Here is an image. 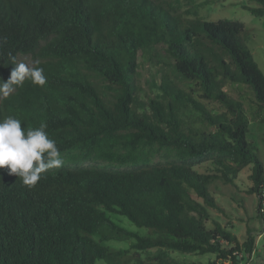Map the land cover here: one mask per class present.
Returning <instances> with one entry per match:
<instances>
[{
	"label": "trees",
	"instance_id": "1",
	"mask_svg": "<svg viewBox=\"0 0 264 264\" xmlns=\"http://www.w3.org/2000/svg\"><path fill=\"white\" fill-rule=\"evenodd\" d=\"M172 1L0 0V82L20 56L35 59L46 76L43 86L29 79L12 85L13 93L0 100V121L14 116L25 131L46 122L63 161L71 155L124 167L64 162L35 187L0 168V264H143L104 246L129 240L139 251L213 254L228 264L250 255L251 242L227 248L236 242L231 232L204 226L207 207L219 206L203 175L185 163L149 164L152 153L170 151L179 161L216 155L223 173L251 165L260 212L264 168L246 140L243 105L224 90L244 85L264 110V73L247 45V30L228 20L182 18L173 14ZM252 1L259 8L248 11L264 15V0ZM159 47L172 64L154 99H143L140 59ZM178 82L188 83V90ZM195 94L225 111L207 109ZM190 110L199 115L200 128L185 124ZM152 264L178 263L162 254Z\"/></svg>",
	"mask_w": 264,
	"mask_h": 264
},
{
	"label": "rangeland",
	"instance_id": "2",
	"mask_svg": "<svg viewBox=\"0 0 264 264\" xmlns=\"http://www.w3.org/2000/svg\"><path fill=\"white\" fill-rule=\"evenodd\" d=\"M173 14H177L182 18L196 19L207 22H217L220 20H228L242 24L247 30V45L251 50L253 59L257 63L259 69L264 73V15L256 16L248 11L257 9L259 5L252 0H173ZM138 82L140 86V97L154 99L158 94L156 85L160 82L162 74L169 71L172 64L162 48H156L147 59H140ZM23 62L29 66H35L36 60L30 56H20L18 63ZM181 88L188 90V83L178 82ZM227 94L243 105L244 111L249 120L247 142L253 151L258 155L264 168V145H263V129H264V110L256 103L251 91L244 85H229L224 88ZM13 88L8 90L7 95L4 92L0 95V100L13 93ZM195 99L201 102L207 109L222 113V108L218 103L213 101L202 100L198 94ZM185 124L188 128H200L199 115L190 110L184 116ZM211 130V129H209ZM149 164H167V163H185L197 174L203 175L206 181V188L210 196L218 204V209L207 207L209 218L203 222L207 230H213L216 225L227 229L231 232L236 242L231 245L224 244L227 248L235 245L243 249L245 244L252 243V251L242 264H264V198L262 202V210L257 212V197L251 191L252 181L250 179L252 166L246 165L239 169L236 173H223L219 166V158L216 155L208 157L191 159L186 161L177 160V156L170 151L160 153H152ZM64 162L72 167H98L108 170L123 169L107 162L89 159L81 161L65 155ZM120 225L144 237L147 236L145 229L132 226L126 219L117 217L115 219ZM132 240L127 242L109 241L104 244L107 247L121 249L126 251L128 255H134L141 259L143 264H152L165 254L168 259L178 264H207L210 261L217 264H228L216 259L213 254H187L179 253L173 250H159L153 248L146 251L132 249L130 244ZM96 264H104L97 262Z\"/></svg>",
	"mask_w": 264,
	"mask_h": 264
},
{
	"label": "clouds",
	"instance_id": "3",
	"mask_svg": "<svg viewBox=\"0 0 264 264\" xmlns=\"http://www.w3.org/2000/svg\"><path fill=\"white\" fill-rule=\"evenodd\" d=\"M26 79L38 86L46 83L43 68L16 63L6 82H0V90L5 95L12 85H20ZM47 123L39 127L21 128V120L7 116L0 121V168L7 166L9 174H14L28 187H35L42 174L50 169L60 168L64 161L56 142L46 131Z\"/></svg>",
	"mask_w": 264,
	"mask_h": 264
},
{
	"label": "built area",
	"instance_id": "4",
	"mask_svg": "<svg viewBox=\"0 0 264 264\" xmlns=\"http://www.w3.org/2000/svg\"><path fill=\"white\" fill-rule=\"evenodd\" d=\"M260 210H262V207H261V209Z\"/></svg>",
	"mask_w": 264,
	"mask_h": 264
}]
</instances>
